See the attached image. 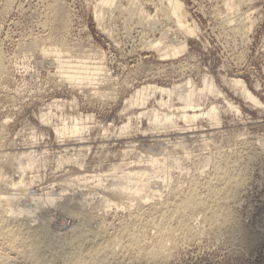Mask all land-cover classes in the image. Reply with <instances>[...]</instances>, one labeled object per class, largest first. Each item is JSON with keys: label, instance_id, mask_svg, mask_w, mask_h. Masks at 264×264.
I'll return each mask as SVG.
<instances>
[{"label": "clouds", "instance_id": "1", "mask_svg": "<svg viewBox=\"0 0 264 264\" xmlns=\"http://www.w3.org/2000/svg\"><path fill=\"white\" fill-rule=\"evenodd\" d=\"M191 5L0 0V165L71 177L43 206L79 194L43 264H216L236 250L238 195L264 160V0Z\"/></svg>", "mask_w": 264, "mask_h": 264}, {"label": "rangeland", "instance_id": "2", "mask_svg": "<svg viewBox=\"0 0 264 264\" xmlns=\"http://www.w3.org/2000/svg\"><path fill=\"white\" fill-rule=\"evenodd\" d=\"M181 2L185 7H192L191 0H181ZM194 18L203 19L199 17L198 13L194 14ZM88 26L93 42L96 43L97 47H102L103 49L113 47L112 40L105 35V30L100 24L90 19ZM2 38V35H0V39ZM255 43L257 51L264 47V42L259 39ZM143 55H147V53H143ZM261 55H264V53H261ZM252 66L255 67V64ZM245 79L247 80V78ZM48 99L61 100L65 99V97L56 94ZM0 103L7 104L8 101L0 100ZM40 106V104H36L30 111H37ZM37 114L39 113L37 112ZM28 115L29 120L34 126L41 127L38 121L31 119L30 113ZM0 167H3L4 175L8 177L6 180L0 179V210L5 207L4 197H15L17 199H15L14 205L19 203L27 209L35 206V213L49 217L51 224L53 222L52 228L54 227L56 230L60 229L59 232H61L66 226V221L62 215L64 204L69 199H78L79 194H73L71 198L57 201L54 206L43 205L53 203V200L61 191L60 188H52L51 186L53 184H60L64 179H70L71 177L61 176L54 178L48 176L45 181H38L31 174H19L17 172L18 165L9 163L0 165ZM250 171L252 179L238 195V200L242 201V203L237 210V223L234 234L237 248L233 254L226 255L223 261H217L216 264H264V160L259 162L255 160L251 161ZM76 175H79V173ZM24 218L21 215L15 219L9 218L2 221L0 232L5 230L6 227H20L24 230L25 226L22 225L25 223ZM12 219L14 220L13 222ZM31 224H36V222H31ZM50 249L48 246L42 247L34 256L31 255L30 261L33 264H43V261L47 260V253ZM25 250L26 246L23 243L9 241V238L3 237L0 234V264H24L22 260ZM208 264H211V262H208Z\"/></svg>", "mask_w": 264, "mask_h": 264}, {"label": "bare ground", "instance_id": "3", "mask_svg": "<svg viewBox=\"0 0 264 264\" xmlns=\"http://www.w3.org/2000/svg\"><path fill=\"white\" fill-rule=\"evenodd\" d=\"M3 199H5V207L0 210V225L2 221L9 218L15 219L21 215L25 217V223L22 224L23 226H25V228L23 227L24 230L20 227H6L5 230H2L0 232L3 237L9 238V241H19L23 243L26 246V250H31L32 256H34L36 252H38L42 247L48 246L50 248H53L55 246L57 235L58 233H60V229L56 230L54 229V227L52 228L53 222L51 224V219L49 217L37 215L35 213V206L27 209L24 205L19 203L14 205L15 199H17L15 197L7 196ZM30 215H32V217H29ZM13 219L12 222L14 221ZM31 222H36V224H31ZM5 257L6 259H8L7 256Z\"/></svg>", "mask_w": 264, "mask_h": 264}]
</instances>
